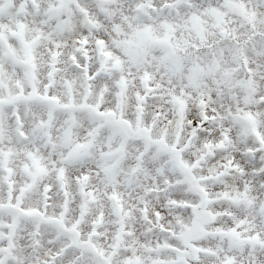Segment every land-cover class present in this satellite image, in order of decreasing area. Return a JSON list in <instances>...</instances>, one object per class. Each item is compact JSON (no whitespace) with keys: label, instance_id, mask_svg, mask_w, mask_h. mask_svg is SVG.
Returning <instances> with one entry per match:
<instances>
[{"label":"snow or ice","instance_id":"1","mask_svg":"<svg viewBox=\"0 0 264 264\" xmlns=\"http://www.w3.org/2000/svg\"><path fill=\"white\" fill-rule=\"evenodd\" d=\"M0 264H264V0H0Z\"/></svg>","mask_w":264,"mask_h":264}]
</instances>
